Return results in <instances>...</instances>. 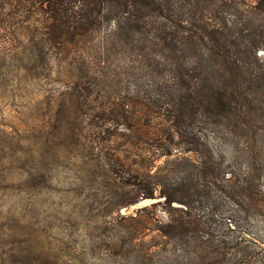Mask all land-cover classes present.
<instances>
[{
	"label": "trees",
	"instance_id": "trees-1",
	"mask_svg": "<svg viewBox=\"0 0 264 264\" xmlns=\"http://www.w3.org/2000/svg\"><path fill=\"white\" fill-rule=\"evenodd\" d=\"M30 20L81 58L91 93L112 56L153 75L142 98L96 96L79 109L120 184L110 201L121 220L112 222L113 254L129 264L262 261L247 256L260 246L250 220L264 214V0H0V30ZM155 196L149 207L168 218L154 227L118 212ZM116 226L127 237L117 240ZM153 231L157 240L142 245ZM8 251L2 264H56L20 244Z\"/></svg>",
	"mask_w": 264,
	"mask_h": 264
},
{
	"label": "rangeland",
	"instance_id": "rangeland-1",
	"mask_svg": "<svg viewBox=\"0 0 264 264\" xmlns=\"http://www.w3.org/2000/svg\"><path fill=\"white\" fill-rule=\"evenodd\" d=\"M46 34L34 20L0 30V264L18 244L51 256L56 264L132 263V257L112 252V222L121 220H114L117 211L110 201L120 184L109 176L106 149L96 144L101 137L86 129L79 109L96 96L142 98L152 88L153 75L128 55L112 56L104 65L101 90L91 93L84 88L91 87L90 80L80 78L81 58L71 52L75 47L63 53L60 41ZM150 203L139 199L118 205V212L141 216L154 227L155 218L165 221L168 215ZM144 205L149 209L138 211ZM250 225L260 246L247 259L263 257L249 264H264V214H256ZM116 231L117 240L127 237L120 227ZM153 235H145L141 244L154 243L158 237ZM118 242L117 249L130 247Z\"/></svg>",
	"mask_w": 264,
	"mask_h": 264
},
{
	"label": "water",
	"instance_id": "water-1",
	"mask_svg": "<svg viewBox=\"0 0 264 264\" xmlns=\"http://www.w3.org/2000/svg\"><path fill=\"white\" fill-rule=\"evenodd\" d=\"M141 200H145V199H141ZM149 200H151V202L156 201V200L153 199V198H149Z\"/></svg>",
	"mask_w": 264,
	"mask_h": 264
}]
</instances>
